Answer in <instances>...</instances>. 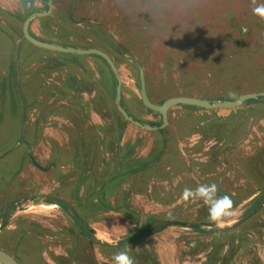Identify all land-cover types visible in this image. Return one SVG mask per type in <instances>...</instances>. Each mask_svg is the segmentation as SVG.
Here are the masks:
<instances>
[{
  "label": "rangeland",
  "instance_id": "1",
  "mask_svg": "<svg viewBox=\"0 0 264 264\" xmlns=\"http://www.w3.org/2000/svg\"><path fill=\"white\" fill-rule=\"evenodd\" d=\"M33 4L44 7L42 0H33ZM53 4L49 18L33 20V33L77 48L97 45L103 49V43H113L119 52L114 60L118 61L125 108L136 119L156 122L158 117L140 102L133 59L143 68L147 95L153 103L174 96L236 100L240 95L264 93V20L253 15L250 0H53ZM21 6L20 0H0V213L11 205L7 218L0 216V249L19 264H59L74 244L84 248L90 264H113L112 256L119 251L137 257L136 264H141L144 254L150 255L151 264H204L206 254L212 256L226 241L222 230L211 235L206 232L239 220L250 204L242 207L238 200L232 215L219 227L208 219L207 206L201 201L182 200L183 183L195 188L220 182L225 191L239 194L240 176L246 175L264 187V97L234 108L174 106L169 110L166 132L151 133L126 121L120 143H136L134 156L155 152L162 137L177 156L163 157L145 185L142 178L137 179L140 189L127 191V208L117 209L122 195L111 194L104 201L112 208L93 207L80 219L73 207L76 198L88 204L95 202L93 194L86 195L91 191L84 186L76 191V174L70 171L74 162H58L51 155L55 145L68 152L77 139L85 137L87 131H74L71 117L79 122L81 116L87 124H105L106 114L113 111L109 105L114 102V78L98 55L54 51L21 37ZM77 64H87L90 71L85 68L80 75ZM70 81L87 92L80 116L61 104L59 93H52L57 83L66 86ZM95 92L105 98L92 100ZM103 99L108 101H104L105 109ZM50 104L53 110L44 120ZM37 117L43 121L36 122ZM228 141L237 142L233 157L219 145ZM217 146L218 156L209 164ZM71 153L84 162L85 152ZM28 154L42 167L50 162L54 166L41 171L30 163ZM102 155L109 163L100 166L101 172L111 164V153ZM250 185L253 191L255 183ZM47 196L68 202L78 218L68 206L67 210L57 204L53 209L41 207L52 204L45 200ZM69 212L86 224L91 239L81 235ZM203 213L211 225L200 223L198 229L170 225L140 238L145 234L141 224L149 216L163 223L181 220L195 225ZM260 220L264 222V209L235 230L246 240L239 243L234 264H247L244 260L251 258L247 250L264 255V231L259 233L256 226ZM65 230L78 239L74 242ZM137 234L136 240L129 238ZM219 234L221 241L214 240ZM121 242L125 243L119 247ZM103 244L117 249L102 248ZM223 254L221 248L222 260L216 264L223 263ZM248 263L258 264L255 259Z\"/></svg>",
  "mask_w": 264,
  "mask_h": 264
},
{
  "label": "trees",
  "instance_id": "2",
  "mask_svg": "<svg viewBox=\"0 0 264 264\" xmlns=\"http://www.w3.org/2000/svg\"><path fill=\"white\" fill-rule=\"evenodd\" d=\"M43 1H44V7L41 9H38L35 6H33V0H20V3L22 5L21 6V8H22V11H21L22 20H24L32 12L46 10L47 9L46 0H43ZM56 8H57V6H56ZM59 8L60 7L58 6V9ZM51 34H53V33H51ZM20 35H21V37L24 38L22 33ZM33 36H34V38L39 39L41 41H44V42L47 41V39H45V37L43 38L40 36L39 37H37L35 35H33ZM51 36H53V35H51ZM55 39H59V38L55 37ZM68 46H71V45L68 44ZM100 58L103 60V62H105V60L102 57H100ZM111 75L114 78L113 79L114 85H113V90H112L113 98H114L115 92H116L115 91L116 81H115V77H114L112 72H111ZM67 83H68L67 84L68 87L73 86L71 83H69V82H67ZM67 85H66V87H67ZM82 87H84V86H82ZM102 97L105 98V96H101L100 99H102ZM258 98H260V97H258ZM252 100H254V99H252ZM104 101L105 100L103 99L101 104L104 105L103 107L105 109L106 108L105 102H108V101H105V102ZM162 101L163 100L158 101V103H160ZM79 102H77V101L76 102H70V105H68V109H70L72 113H74L76 111L77 114L80 116V113L82 111V103H79ZM121 103L124 105V108H125L123 96L121 98ZM246 103H249V101H246L243 104H246ZM109 106H110L109 108H112L113 111H110L112 113H109V115L106 114V116L108 118H107V121L105 122V124H87L86 120L81 116L79 117V119H81V120H79V122H78L76 117H74V116L71 117V119H72L71 122H72L74 129H75L74 131H78V132H84V131L86 132L87 131V133L85 134V137L81 138V139H77L75 145L69 147V149L72 148L73 150H69L68 152L64 151L63 148L55 147L56 146L55 145L54 151L51 155V157L57 159L58 162L62 161L64 163V160L66 161L67 159L68 160L70 159L72 162H74L75 164L71 167L70 171L72 173L76 174V180H75L76 191L80 187L84 186V188H86L87 191H91V192L86 191L87 192L86 195L90 196L93 194L91 196V198H92V200L94 199L95 202L91 201L88 204L82 203L80 198H76V202H75V204H73V207L78 211V213L80 215V219H83V214L84 215L87 214V212L89 210H91L93 207H97V206L100 208L102 207V209H104V210L112 208V207L108 206V204H105V201H104L106 199V197L108 195H111V194L119 195V196L122 195L121 196V198H122L121 206H118L117 209L127 208L126 203H125V199L128 198L127 197V191L132 190V189H134L135 191H138V189H140L139 187H137V184H136L137 179L142 178L143 183L145 185L147 183L148 175H150L149 173L159 166V163L161 162V159L163 157L168 160V156H171V153H172V156H177L176 153L174 152L175 150L170 148V146H167L166 140H165V142H163V137L161 138V142H160L161 146L156 148L155 152H152L147 157L134 156L135 149L137 146L136 143H130V142H126L125 144L120 143L121 134H122L123 128L125 127L124 124H126L127 122L123 118V116L117 111V108H116L114 102L112 103V105L110 104ZM195 108H197V107H195ZM52 110H53V107H52V104H50L49 110L43 118L44 120L47 119V117L51 114ZM100 110H101L100 111L101 114H103V109H100ZM125 110H126V108H125ZM146 110L155 116L159 115L158 113H156L152 110H149V109H146ZM136 120L140 121L139 119H136ZM40 121H43V120H41L37 117L36 122H40ZM23 122L25 123V118H24ZM161 122H162V120L159 119L157 122H154V123L148 122V124L155 126V125L161 124ZM24 123H22L23 129L25 127ZM162 131L166 132L165 130H162ZM21 134H23V131H21ZM220 135H222V134H220ZM166 138L168 140H170L169 136H167ZM205 139H207V138H205ZM19 141H22L21 135L19 137ZM86 146H89L90 148L86 149L85 148ZM74 150L79 151L81 154L83 152H85L84 162L83 161L79 162L76 159V156H71V154H72L71 152ZM102 152L111 153V156H109V158H108L110 160L111 164L107 165L108 170H105L103 172H101L100 166L102 165V167H105V165L108 164L109 161L106 160L105 156L104 157H103V155L101 156ZM255 152H256V150H255ZM255 152H253V154H251V155H254ZM213 162H214V160H212L210 158L209 164H213ZM201 165H203V164H201ZM205 165H207V164H205ZM124 184L126 186H123ZM183 187L191 188V186L187 185L186 182L183 183ZM45 200L47 202L55 203V202H53V199H51V196H47ZM65 202H66L65 200H61V202L59 204L64 209L67 210L68 208L65 205ZM56 204H58V203H56ZM100 204H102V205L100 206ZM10 206L11 205H9V203H8L7 206L0 213L1 214L0 216L3 217L4 219L7 218L8 214L10 212ZM254 208H255V206H253V209ZM250 211H251V209H249L246 213H249ZM70 215L73 219V223L77 226V228L79 229V232L82 233L81 235L86 236L89 239H91V237L89 236L90 231L87 230L86 224L84 223V225H82L80 219L75 220L74 216L71 213H70ZM207 215L204 214V215L199 216L198 219L193 224L199 225L202 222H206L207 221V219H206ZM161 224H163V221L161 219H159V220L155 219L154 220L153 217L149 216L148 219L141 224L142 233L149 232V231L157 228ZM196 229H198V228H196ZM216 230L217 229H213V230H210L209 232H206V233H214V232H216ZM65 232L68 234H71L70 230L69 231L65 230ZM222 232H223V230H222ZM139 235L140 234L131 235L129 238L136 240L137 236H139ZM221 236L222 235L219 234L218 237L214 236L215 238H213V239L214 240L218 239V241H221V238H223V236L222 237ZM71 237H72L74 242L78 239L77 235L75 236V235L71 234ZM221 245L222 244L220 243L219 248H216L218 253L216 252L215 254H211L212 258H208L204 264H216L217 260H222V259H220V256H219V253L221 250ZM75 246L76 245L74 244L73 245L74 248L73 247L68 248V250L66 252V256H67L66 261L70 259L68 264H75L73 259H77L80 264H90L89 260L87 259L88 257L84 256V255H86L84 252L85 251L84 248L82 246H81L82 248L79 247V245H78V247H75ZM120 246L121 245L119 244V247ZM105 247L113 248V247H108L107 244H103L102 248H105ZM113 249H117V247H114ZM149 256H150L149 254H144L143 259L140 261L141 264H151V259H149ZM55 260H57V262H58V257H55ZM91 264H94V263L92 262ZM221 264H223V263H221Z\"/></svg>",
  "mask_w": 264,
  "mask_h": 264
},
{
  "label": "flooded vegetation",
  "instance_id": "3",
  "mask_svg": "<svg viewBox=\"0 0 264 264\" xmlns=\"http://www.w3.org/2000/svg\"><path fill=\"white\" fill-rule=\"evenodd\" d=\"M42 2L44 3V1L42 0ZM52 3H53V0H52ZM46 4H47V0H46ZM54 5V4H53ZM33 6H34V4H33ZM36 7V6H35ZM47 10V9H46ZM42 11H44V10H42ZM35 12H41V11H35ZM33 13V12H32ZM32 13H30V14H32ZM29 14V15H30ZM28 15V16H29ZM21 16V15H20ZM27 16V17H28ZM45 16H47V17H49L50 16V14H48V15H45ZM26 17V18H27ZM42 17V16H41ZM22 18V17H21ZM21 18H20V20H21ZM25 18V19H26ZM24 19V20H25ZM36 19V18H35ZM35 19H33V20H35ZM24 20H22L21 21V30H20V34L22 33V35H23V32H22V26H23V22H24ZM33 20H31V22H30V25H29V32H30V34L32 33L33 35H35L34 33H33V31L31 30V24H32V22H33ZM72 22V21H71ZM49 29V28H48ZM50 33V32H49ZM51 33H53V31H51ZM31 34V35H32ZM32 35V36H33ZM36 36V35H35ZM34 37V36H33ZM57 40H59V39H57ZM55 41L54 40H50V42H48V43H54ZM103 45H104V47H103V49H100L99 47H97V45H90V46H87L88 48H96V49H99V50H101V51H103V52H105L111 59H112V61L114 62V64L116 65V67L118 68V61H116L115 62V60H116V58H115V54H118L119 52H118V50H117V47H114V45H113V43H108V42H106V43H103ZM113 47H114V49H113ZM85 49V48H84ZM91 55H96V54H91ZM99 56V55H98ZM101 57V56H100ZM104 59V58H103ZM115 59V60H114ZM105 60V59H104ZM101 61H102V59H101ZM103 62V61H102ZM105 62H106V60H105ZM133 62V61H132ZM107 63V62H106ZM133 64H135L134 62H133ZM107 66H108V68H109V70H111V68H110V66H109V64L107 63ZM75 67L77 68V71H80V72H78L80 75H81V73L82 72H84V69L85 68H87L88 67V65L87 64H77V65H75ZM88 69V68H87ZM89 71H90V69H88ZM93 70V69H92ZM137 71H138V69H137ZM112 72V71H111ZM90 75H92V73L90 72ZM114 75V74H113ZM79 76V75H78ZM101 76H102V74H101ZM144 76H145V74H144ZM98 77H100V75H97V78ZM145 79H146V76H145ZM138 80H139V71H138ZM76 81L78 82L79 80H77L76 79ZM115 81H116V78H115ZM62 83V82H61ZM69 83H71V81L69 82ZM57 84H59L58 86H56V89H55V87H53V92L52 93H59V95H56V96H58L59 97V100H60V102H61V104L63 105H70V102H79V103H81L82 101H83V97H84V95H86V93L87 92H85V90H83V91H80L81 89H83L82 88V86H78V84L77 85H75V84H72L73 86H71V87H68V85H67V87L66 86H62V84H60V83H57ZM56 84V85H57ZM116 86H117V82L115 83V91H116ZM139 88V87H138ZM121 91H122V85H121ZM139 94V93H138ZM115 95H116V92H115ZM102 95L98 92H95V94L94 95H91V99L93 100V99H99L100 97H101ZM122 94H121V98H122ZM53 97H55V95L53 94ZM114 103H115V96H114ZM165 100V99H164ZM163 100V101H164ZM87 101V100H86ZM162 101V102H163ZM141 102V101H140ZM161 103V102H160ZM122 104V103H121ZM123 105V104H122ZM175 106H178V105H175ZM187 106V105H186ZM123 107H124V105H123ZM174 107V106H173ZM83 108V107H82ZM125 109V108H124ZM145 109H147V108H145ZM171 109V108H170ZM169 109V110H170ZM83 110V109H82ZM118 111V110H117ZM126 111V110H125ZM119 112V111H118ZM127 112V111H126ZM128 113V112H127ZM129 114V113H128ZM152 114V113H151ZM129 115H131V114H129ZM153 115V114H152ZM132 116V115H131ZM153 116H155V115H153ZM133 117V116H132ZM156 117H158V120L159 119H161L162 120V118H161V116L160 115H158V116H156ZM124 118V117H123ZM138 118V117H137ZM133 119L134 120H136L134 117H133ZM140 121H138V120H136V121H138V122H140V123H142V124H148V122H151V121H144V120H141L140 118H138ZM126 120V119H125ZM157 120V121H158ZM168 120H169V111H168ZM127 121V120H126ZM156 121V122H157ZM128 122V121H127ZM130 123V122H129ZM152 123H154V122H152ZM131 124V123H130ZM161 124H162V122H161ZM161 124H159V125H155V126H160ZM167 124H168V121H167ZM167 124H166V126L165 127H163L162 129H158V130H148V131H150L151 133H160V131H162V130H167ZM133 125V124H132ZM149 125V124H148ZM133 126H135V125H133ZM150 126H154V125H150ZM137 127V126H136ZM138 128H140V127H138ZM141 129H143V128H141ZM143 130H147V129H143ZM167 135V134H166ZM168 136V135H167ZM225 138V137H224ZM224 138H223V141H225L224 140ZM228 140H229V137H228ZM222 144V150L223 151H227L228 153V155H229V157H233V154H232V152H234L235 150H233V148L234 147H236V144H237V142H232V141H228V142H225V146H223V142H221V143H219V145H221ZM238 146V145H237ZM219 146H217L216 147V151L215 152H213L212 153V156L210 157L212 160H216V156H218V150H220L219 148H218ZM218 148V149H217ZM257 151V150H256ZM253 154V153H252ZM235 156L237 155V154H234ZM30 156L31 155H29L28 154V157H29V161H30V163L34 166V167H36L32 162H31V159H30ZM241 156H243V155H241ZM243 157H245V156H243ZM40 165V164H39ZM41 166V165H40ZM54 166V163L53 162H50V163H48V165L46 166V167H42L43 169H39L38 167H36V168H38L39 170H41V171H44V170H47V169H49L50 167L52 168ZM243 176H245V177H243ZM240 181H242L243 180V182L241 183L242 184V186H239V194H236V193H233V192H227V191H225V189H224V186L220 183V182H218V183H216L218 186H219V190H220V194H227V195H229V196H231V198H232V200H233V205L234 204H236V202H238V200L240 201L239 203H240V205L242 206V207H244L245 205H247V204H250L249 206H248V208L245 210V214L240 218V219H243V218H245L246 216H249V218L247 219V220H249L251 217H252V215L253 214H255V215H257L258 213H259V211H262L263 209H264V187H262V184L263 183H260V182H258V181H256L255 180V178H251V177H248V176H246V175H241L240 176ZM229 183V182H228ZM232 184L234 183V182H231ZM250 183L251 184H253V183H255V186H254V190L252 191V190H250L251 188L249 187V186H251L250 185ZM252 187V186H251ZM51 199H53V202H55V204L56 203H58L57 205L58 206H60V207H62L59 203L61 202V199H57V198H53V197H51ZM66 203H68V202H65V205H66ZM253 206H255V208L253 209ZM63 208V207H62ZM249 209H251V211L249 212V213H246ZM239 219V220H240ZM239 220H237V221H239ZM247 220H245V221H247ZM173 221V220H172ZM179 221H181V220H179ZM237 221H235V222H227L226 223V227H224V228H217V230L218 231H220V230H223V232L225 233L224 234V237H225V243H221L222 245H221V248H223V252H224V254H223V264H234L233 262V259L235 260V258L237 257V256H235L236 254H235V252H236V250H237V248H241V247H239L238 245H239V243H242V242H244V240H246V239H244V237H242V236H238V234L235 232V230L237 229V228H240V226H241V224L243 223H241L240 225H238V226H234V224L237 222ZM205 223H208V222H202L201 224H205ZM164 224V223H163ZM208 224H210L211 225V223H208ZM213 225V224H212ZM215 225V224H214ZM161 226V225H160ZM159 226V227H160ZM177 226H179V227H182V226H180V225H177ZM194 226H196V224L194 225ZM256 226H258V232L259 233H261L262 234V232L264 231V222L262 221V220H260L259 222H257V225ZM184 228H187V227H184ZM190 228V227H189ZM193 228H195L196 229V227H193ZM156 229V228H155ZM89 231H90V229H89ZM209 232V231H208ZM209 235H211V233H209ZM194 243V242H193ZM120 245L122 246V242L120 243ZM190 245H192V247H190V249H192V248H194L193 246V244H190ZM117 246V245H116ZM111 247H115V246H111ZM212 248H216V246L213 244L212 245ZM247 248V247H246ZM250 248V247H249ZM258 248H257V246H256V249L255 250H257ZM254 250V251H255ZM221 251V250H220ZM247 252H249V254H250V257L251 258H248V260H244V261H247V264H249L248 263V261L249 260H252V259H255L256 260V262L258 263V264H264V255L262 256V255H259V252H255V254H254V252H253V254H251L250 252H252L251 250H247ZM207 256L203 259V263H205L206 261H207V259L208 258H212L208 253L206 254ZM240 257V256H239ZM66 259H67V256H64V257H62L60 260H59V264H68L67 262H69L68 260L66 261ZM69 259V258H68ZM244 264V263H243ZM246 264V263H245Z\"/></svg>",
  "mask_w": 264,
  "mask_h": 264
},
{
  "label": "water",
  "instance_id": "4",
  "mask_svg": "<svg viewBox=\"0 0 264 264\" xmlns=\"http://www.w3.org/2000/svg\"><path fill=\"white\" fill-rule=\"evenodd\" d=\"M52 8H53L52 0H47V10H44L41 12H33L24 20L23 26H22V32H23L24 38L28 42H30L31 44L38 46V47H42V48H46V49H50V50H54V51L65 52V53L77 54V55L96 54V55H99L102 58H104L106 60V62L109 64L111 71L114 74V76L116 78V82H117L116 95H115V106H116L117 110L119 111V113L124 117V119H126L128 122H130L131 124H133L137 127L147 129V130L162 129L167 124L169 109L175 105H188V106H194V107L201 108V109L234 108V107L240 106L246 100L255 99L258 97H264V93L244 94V95L238 96V98L236 100H228V99H226V100H215V99L214 100H208V99H202V98H198V97L174 96V97H170V98L165 99L161 103H153L147 95L143 68L137 60L133 59V62L135 63V65L139 71L138 93H139L140 101L147 109L158 113L162 118V124L160 126H150L148 124H142V123L134 120L133 117L125 111L123 105L121 104L122 79H121L118 68L116 67V65L114 64L112 59L105 52H103L99 49H96V48H85L84 49V48H77V47H72V46H63V45L58 44V43H48V42H44V41H41L39 39H36L30 34L29 25H30L31 20L50 14ZM30 159H31V162L36 167H38L39 169H43L34 160V158L32 156H30ZM66 206H68L70 211L74 214V216L76 218H78V213L72 208V206L69 203H66ZM248 218H249V216H246L245 218L240 219L239 221H237L234 224V226L240 225L242 222H244ZM170 225H180L182 227H187V228L196 227L190 223L179 221V220L166 221L159 228L153 229V230L141 235L140 238L154 235V234L160 232L161 230L165 229L167 226H170ZM124 243L125 242H122V245ZM0 264H19V263L9 253L0 249Z\"/></svg>",
  "mask_w": 264,
  "mask_h": 264
},
{
  "label": "clouds",
  "instance_id": "5",
  "mask_svg": "<svg viewBox=\"0 0 264 264\" xmlns=\"http://www.w3.org/2000/svg\"><path fill=\"white\" fill-rule=\"evenodd\" d=\"M250 2L253 5V15L257 16L261 20H264V3H258L257 0H250ZM181 198L184 202L192 200L201 201L205 206H207L208 219L212 223L217 224L219 227H223L222 222L232 215L233 200L231 196L227 194H220L219 186L216 183H201L195 188L185 187L181 193ZM112 262L113 264H136L135 259L128 251H119L114 253L112 256Z\"/></svg>",
  "mask_w": 264,
  "mask_h": 264
},
{
  "label": "bare ground",
  "instance_id": "6",
  "mask_svg": "<svg viewBox=\"0 0 264 264\" xmlns=\"http://www.w3.org/2000/svg\"><path fill=\"white\" fill-rule=\"evenodd\" d=\"M41 207L45 208V209H53L55 207L54 204H47V205H42ZM101 236V235H100ZM102 237V236H101ZM103 238V237H102Z\"/></svg>",
  "mask_w": 264,
  "mask_h": 264
},
{
  "label": "crops",
  "instance_id": "7",
  "mask_svg": "<svg viewBox=\"0 0 264 264\" xmlns=\"http://www.w3.org/2000/svg\"><path fill=\"white\" fill-rule=\"evenodd\" d=\"M35 34V33H34ZM37 37H39V35H37V34H35ZM44 38V37H43ZM45 42H50L48 39H47V41H45Z\"/></svg>",
  "mask_w": 264,
  "mask_h": 264
}]
</instances>
